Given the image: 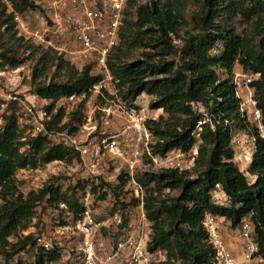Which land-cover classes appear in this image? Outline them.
<instances>
[{
	"label": "trees",
	"instance_id": "1",
	"mask_svg": "<svg viewBox=\"0 0 264 264\" xmlns=\"http://www.w3.org/2000/svg\"><path fill=\"white\" fill-rule=\"evenodd\" d=\"M183 6L178 0H152L142 5L129 0L119 44L108 58L122 100L133 102L146 94L152 98L153 109L163 110L157 121L148 124L156 139L155 152L188 151L196 142L192 134L198 122L208 117L214 124V128L210 122L202 126L199 154L191 171L138 175L145 188V210L152 224L149 250L165 254L166 260L159 264H217L216 249L205 226L207 216L220 217L232 230L249 218L259 246L257 257L264 264V139L242 118L233 85L236 72L257 75L252 86L264 115V0H203L191 17L194 28L184 34L187 20ZM38 10L42 11L38 0H0V70L7 66L18 69L28 60L35 62L33 93L50 103L44 108L50 116L48 128L76 134L101 76L92 65L79 67L20 35L16 15ZM139 50L143 51L140 58L124 61ZM214 50L219 53L214 54ZM22 54H27L23 60ZM72 97L83 100L64 122L65 108L53 112L58 102ZM200 106L206 109V115L198 113L196 108ZM3 120L0 264H53L59 260L58 252H46L38 245L44 230L29 235L23 232L30 228L40 208L47 212L49 207L65 203L76 216L81 214L84 207L79 199L88 184L71 183L65 189L54 178L41 190L24 195L15 177L20 170L37 169L55 161L72 165L79 161V154L70 147L51 146L45 137L23 140L24 133L14 113ZM234 131H252L256 135V152L249 167L252 182L233 161ZM125 183L122 179L121 185ZM218 185L230 199L229 207L213 202L212 193ZM106 189L117 196L115 188L102 178L93 182L97 202L107 198ZM134 204H122V208L128 210ZM31 249L38 250L33 263L14 260Z\"/></svg>",
	"mask_w": 264,
	"mask_h": 264
},
{
	"label": "built area",
	"instance_id": "2",
	"mask_svg": "<svg viewBox=\"0 0 264 264\" xmlns=\"http://www.w3.org/2000/svg\"><path fill=\"white\" fill-rule=\"evenodd\" d=\"M42 11L16 15L17 28L25 40L36 46L52 50L74 62L79 67L92 65L101 76L93 89L97 101L90 111H83L84 118L76 134L48 128L50 116L37 104L41 100L36 94L25 95L19 86V70L5 67L0 77L11 76L8 87L0 88V106L18 104L22 114L18 125L25 129L24 139L45 137L51 146L72 148L79 154V161L71 166L55 161L48 165L66 174L71 183H87L79 199L84 207L76 216L65 203L48 208L46 217L49 226H40L42 235L38 245L46 252L57 251L59 260L53 264H159L166 260L161 251L149 250L152 224L145 210V188L138 175L167 170L191 171L195 165L201 144L202 126L210 122L199 121L192 136L196 142L188 151L172 150L166 154L154 151L156 139L148 124L157 121L162 109L151 107L152 99L146 94L133 102L122 100L115 79L108 67L110 52L119 44V32L124 24L125 10L129 0H38ZM214 50V54H218ZM257 75L252 72H236L233 85L239 100V112L248 120L255 132L264 139V115L258 107L253 83ZM100 98V99H98ZM65 102L82 101L83 97L63 99ZM44 101L49 104L48 101ZM88 101V102H89ZM206 115L203 106L196 108ZM3 125L0 126V130ZM22 131V129H21ZM235 152L234 162L244 172L249 182V172L256 152L257 138L252 131H234L231 140ZM68 166V167H67ZM27 169L20 170L24 172ZM102 178L111 184L117 196L114 199L96 201L92 193L93 182ZM122 179L126 183L122 186ZM213 202L229 207L230 199L218 185L212 193ZM135 204L123 210L122 204ZM108 204L106 211L101 207ZM220 217L208 215L205 226L211 234L216 249L217 264H261L257 257L259 246L255 242L254 225L246 219L236 229L241 243L243 260L239 261L219 227ZM24 231V235L36 233Z\"/></svg>",
	"mask_w": 264,
	"mask_h": 264
},
{
	"label": "rangeland",
	"instance_id": "3",
	"mask_svg": "<svg viewBox=\"0 0 264 264\" xmlns=\"http://www.w3.org/2000/svg\"><path fill=\"white\" fill-rule=\"evenodd\" d=\"M150 1L152 0H137V5L147 4ZM171 1L174 3H177V0H171ZM178 3L183 4L184 5L183 7L185 9L184 15L187 20V25L184 27L182 31V34H184L186 31H189L192 28H194V25L191 21V17L194 13H196L201 8L203 0H178ZM18 52L19 54L22 53L20 50ZM142 52H143L142 50H139L135 52L132 55V57H130L128 60H124V61L131 62L134 59L140 58V55L142 54ZM26 56L27 54H22L20 56V59L23 60L26 58ZM34 66H35V62L28 60L24 62L21 65V67L17 69L19 70V74H11L14 77L19 76L18 82L20 84L17 88V91L21 93V97H22V94H25V95L33 94L32 73H33ZM50 76H52V73L50 74ZM10 77L11 76L9 75L0 77V88L5 89L8 87V84H9L8 79H10ZM96 101H97V98L93 97V99H91L89 102L86 103L84 111L85 110L86 112L90 111V109L93 108V106L95 105ZM80 102H81L80 100L74 101V102H65L64 100H61L60 102L56 104L55 111L53 113L55 114L57 110H59L60 108H65L66 118L64 119V122H67L69 120L70 114L72 113L73 110L78 108ZM37 105L43 109L46 106H48L47 103L41 100L38 102ZM11 113L16 114L18 118L22 114V108L18 104H9V106H5V107L0 106V126L4 124L3 118L6 115H9ZM21 129H22V132H24L26 135V131L24 128H22V126H21ZM23 150H25V148ZM68 166H71V165H68ZM15 178H16L19 191L24 195H27L33 191L37 192L41 190L46 185V183L54 182L55 181L54 178H56L57 183L62 184V186L65 189L71 186V181L68 175L59 173V171L54 169L52 165L40 166L37 169H27L24 172L19 171ZM106 190H108L109 194L107 195V198L104 200H108V198L114 199V197L111 195L112 191H110V189H106ZM171 195H176V193H171ZM94 205L95 207H101L105 211L107 209H110V206L107 203L99 205V206H97L96 204ZM42 224H45V226H49L48 219L46 217L45 208L38 209L37 214L34 220L32 221L29 230L32 232L33 229L35 228L36 231H39V228L40 226H42ZM228 229L230 231L232 230V228H229V227ZM231 236L235 238L234 234H232ZM13 240H15V238ZM232 243L233 245H235V244H238L239 241L235 239L232 241ZM231 249L233 250V252L236 253L233 247H231ZM37 252H38L37 249H31L29 252H25V253H22L16 256L14 260H23L28 263H33L35 261ZM240 255H242L241 252H240ZM0 263H2L1 259H0Z\"/></svg>",
	"mask_w": 264,
	"mask_h": 264
},
{
	"label": "crops",
	"instance_id": "4",
	"mask_svg": "<svg viewBox=\"0 0 264 264\" xmlns=\"http://www.w3.org/2000/svg\"><path fill=\"white\" fill-rule=\"evenodd\" d=\"M219 227H220V230L222 231V233H223V235H224V237H225V239H226V242L229 244V247H230V249H231V247H233V249L236 251V253L235 252H233V250L231 249V251L233 252V254L237 257V259L239 260V261H241V260H243V256L242 255H240V252L242 253V250H241V243H240V240H239V238H238V235H237V233H236V230H229L228 229V227L230 228V224L228 223V222H226V221H224L223 219H221L220 218V220H219ZM232 234H234L235 235V238H233L231 235ZM237 240V241H239V243L238 244H235V245H233V243H232V241L233 240ZM242 256V257H241Z\"/></svg>",
	"mask_w": 264,
	"mask_h": 264
}]
</instances>
